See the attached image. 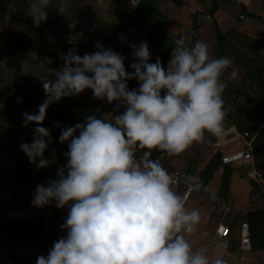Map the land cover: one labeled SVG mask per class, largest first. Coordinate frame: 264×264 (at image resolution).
Returning <instances> with one entry per match:
<instances>
[{
  "label": "clouds",
  "instance_id": "1",
  "mask_svg": "<svg viewBox=\"0 0 264 264\" xmlns=\"http://www.w3.org/2000/svg\"><path fill=\"white\" fill-rule=\"evenodd\" d=\"M65 4L60 0L56 10L63 13ZM49 6L50 0H31L27 13L35 26L46 19ZM130 47L132 71L122 54L99 41L90 53L74 48L60 53L62 66L42 82L45 99L37 111L22 113L23 124L36 123L32 140L21 141L19 148L43 168L56 159L54 149L51 159L44 155L52 136L40 123L50 103L89 88L93 97L123 106L110 117L89 113L82 122L61 127L57 139L67 142L66 162L55 177L36 184L30 203L66 208L59 224L65 233L34 264H226L219 255L210 258L206 247L192 246L188 237L200 221L199 210L186 207L159 159L146 150L137 153L155 148L175 155L204 132L219 136L228 110L221 77L232 58L210 55L206 41L189 44L183 36L175 38L166 66L159 56L150 60L147 41ZM133 77L138 85L129 88ZM183 183L200 186L192 174H185Z\"/></svg>",
  "mask_w": 264,
  "mask_h": 264
},
{
  "label": "trees",
  "instance_id": "2",
  "mask_svg": "<svg viewBox=\"0 0 264 264\" xmlns=\"http://www.w3.org/2000/svg\"><path fill=\"white\" fill-rule=\"evenodd\" d=\"M225 2L224 0H139L133 4L131 0H66L64 11L61 13L56 10L60 0H50L46 19L39 26H35L31 15L27 13L30 6L28 0H0V115H12L13 100L18 95L22 96V113L37 111V105L45 99L42 88L43 79L54 78V72L59 67V58L55 47V43L59 39L56 24L63 17L74 23V25L65 24L64 32L85 39L81 43L67 41L65 43L66 51L69 48H74L80 55L85 52L90 53L95 50L94 42L99 41L122 54L125 57L126 70L132 71L128 67L132 61L128 57L132 50L130 45L138 44L144 34H149V36L156 34L154 37L158 38L159 31L160 42L149 50L150 60L154 62L155 58L159 56L161 64L164 66L170 58L176 37L189 34L192 41L201 40L203 36L201 31L203 30L214 38V55L229 56L227 46L234 44L232 40L234 35L231 37L229 35L235 29H245L251 32L250 28L254 24L238 15L230 25L228 32L221 31L219 26L224 21L218 17L217 12L223 8L222 4ZM107 11H111L112 14H107ZM240 11L241 14H247L260 20L258 24L264 27V0H250L248 5L240 6ZM66 12L67 14H65ZM143 23L153 26V29L148 30L147 33V29L142 30ZM121 36L123 39L120 38ZM246 44H249V40H246ZM259 45H262L264 50V39L259 41ZM259 69L262 71V67ZM248 71L252 73L251 70ZM256 78H264V73ZM137 85L138 80L135 77L128 79L129 88ZM248 97L250 99L255 96L250 92ZM257 102L263 103L259 99ZM117 103L115 100L108 102L106 98L93 97L92 90L86 88L76 95L64 96L60 98L59 102L50 103L46 109L45 118L41 122L46 125L50 122L51 117H54L62 120L65 126L82 122L85 115L89 113L110 117L111 113L118 114L123 110V106L115 107ZM239 103V99L233 100L234 106L239 107ZM248 104L251 106L250 101ZM246 106H243V111L249 110L251 115L246 118H249L248 120H251L252 123L257 122L255 121L256 113ZM20 117L23 119V116ZM232 119V116H229V119L224 117L223 130L232 125ZM234 119L237 120L236 117ZM257 120L255 125H261L264 116L260 115ZM263 127L264 125L262 129ZM248 132L250 134L248 138L254 137L255 146V143L263 137L264 129L256 136V129ZM50 133L52 142L48 145L44 155L51 159L49 149H54L56 152L54 163L63 164L66 162V157L62 155V152L67 150V142L61 144L57 139L58 134L53 130H50ZM32 138L33 133L27 136V141H31ZM216 139L217 136L204 132L199 141H193L181 153L175 155L166 153L163 162L168 165L169 170H177L198 177L200 189L207 191V194L192 191L186 199L187 208L191 209L195 204L206 210L204 213L205 222H203L200 231L203 228L210 229L212 226L216 228L221 222L224 211L219 210L220 203L226 207H251L246 216L251 229L250 244L246 247L241 245L240 217L238 216L241 213L240 208L235 209L237 214L229 225L230 232L223 237L226 244L230 245L231 252L237 255L236 257L230 256L228 262L239 263L238 257L242 253L241 247H243L249 248L246 253L252 256L258 264H264V188L256 176L248 170L249 166L245 162L235 165L222 162L224 154L244 149L246 140L241 137L230 139L224 145L216 147ZM20 140L21 134L18 131L0 128V157L2 151L8 150L18 153L20 159L19 175L15 177L10 175L7 166L2 162L0 174L7 173L10 176L9 178L5 176L4 180L0 181V220L4 222L8 220L5 216L7 211L29 203L32 190L37 183H43L46 176L47 167L37 168L35 164L31 163L30 178L26 179L27 155L19 148ZM261 149L264 148L261 147ZM151 150L153 156L162 152L155 148ZM261 157L264 158L263 150ZM258 161L259 159L255 161L258 165L256 168L262 171V180L264 181V163L261 161L262 164H260ZM173 188L183 195L186 190L185 186ZM258 202H261L262 205L259 206ZM46 205L54 206L53 210L38 217L36 221H33L32 227L34 228H31L30 232L26 228L23 233L16 235L14 241H33L35 244L27 246L37 247L40 251L26 257L18 251L19 247L15 244L16 250L12 254L14 260L5 262L3 255L0 254V264H34L38 254L47 253L48 248L58 236L46 237L44 234L55 233L60 229L59 224L63 222L66 208H57L54 202ZM201 214L200 219L203 221ZM8 230L7 228L0 229V242L13 240ZM195 233L194 231L188 238L193 237Z\"/></svg>",
  "mask_w": 264,
  "mask_h": 264
},
{
  "label": "crops",
  "instance_id": "3",
  "mask_svg": "<svg viewBox=\"0 0 264 264\" xmlns=\"http://www.w3.org/2000/svg\"><path fill=\"white\" fill-rule=\"evenodd\" d=\"M224 1L226 2L222 4L223 8H221L220 11L217 12V15L218 17H220L222 21H224L221 22V25L219 26L221 31L228 32L230 25L232 24L235 17H237L238 15L239 16L242 15L241 14L242 12L240 11V6L248 5L250 0H224ZM259 21L260 20H257L255 18L250 20V22L253 23L255 26V27L252 26V28H250L251 32L245 29H238V30L235 29V31L229 35L230 37L234 35V37H232L234 44L233 45L228 44L227 46L229 57L232 56L233 62L228 69H225V72L221 77V79L225 81V88L222 93V96L224 100V106L228 109L227 112H230V114H232V110L240 111L241 109H244L243 106H246L250 101L251 106H248L249 105L248 104L246 107H250L251 108L250 110H253L256 113L257 117L255 118V121L257 122H258L257 118H259L260 115L264 116V78H256L261 73H264V50H263V46L259 45V41L264 39V27L258 24ZM152 27L153 26L145 25L143 23V29H147L146 30L147 33L149 32L148 30L151 31L153 29ZM201 32H203V36L201 40H204L208 43L210 55L215 56L214 38H212L210 34L204 30ZM246 40H249V44H246ZM150 47L151 46H149L148 48L150 49ZM131 51L129 52L128 57L131 60H133L134 58L130 55ZM261 67H262V71L261 69H259ZM232 70H234L236 73L235 77L230 76V72ZM248 70H251L252 73L249 72ZM250 92L252 95L255 96L254 98L249 99L248 96ZM17 98H19V101L17 100ZM235 99L240 100L239 107L234 106L233 100ZM256 99L257 101L259 99V101H262L263 103L259 104L256 101ZM56 101L59 102L60 99ZM22 104H23L22 96L20 95L16 96L12 104L13 107L12 115L22 116V112H21ZM226 116L227 115L225 114V118H227ZM53 118L54 117H51V120ZM257 122H255L254 125ZM40 123L42 125H45V123L42 122ZM263 125H264V121L259 126L255 125V129H256L255 136L257 133H259L261 130L264 129V127L262 129ZM236 130L239 132H244V131H249L251 129L249 127H244V126L241 127V124H239L235 119H232V125L227 127L225 130H222L221 134L217 136L215 146L218 147L224 145L228 140H230L232 133ZM21 141H27V137L24 139L21 137L20 142ZM262 150L263 149H261L258 140V142L255 143L253 156H254V161H257V159H259L258 162L260 164L264 163V161H262L263 158L261 157ZM19 161L20 159L18 153H14V151L4 150L2 151L0 157V170H2V162H3L7 166L10 175L15 177L19 175V171H20ZM30 166H31V162H29V159L27 157V174H26L27 180L30 178ZM57 167L58 165L55 163L49 164L47 166L45 180L48 177H55ZM5 176L6 178L10 177L7 173L5 174L2 173L0 174V181H3ZM261 186L264 188L263 185ZM193 191L207 194V191L205 189H200V187L199 189ZM2 193H3V188L1 189V195ZM185 193L184 196L185 199H187L190 193L187 195H185ZM30 200L31 199H29L28 204H25L22 207L17 206L14 207L12 210L7 211L5 213V216L8 218L6 222L0 220V229H6V228L9 229L8 231L13 237V240H11V242H9L8 240H3L0 242V254L3 255L4 259L6 260L5 262H10L14 260V258H12V254L16 250L14 247L15 244L19 247L18 251L24 254L26 257L32 256L40 251V249L37 247H31V245L30 247L27 246L29 244H35L33 241L28 240L26 242L24 241L14 242L15 238L17 237L16 235H20L21 233H23L26 228H28L27 231L30 232V230H32L31 228H34L32 227L33 221H36V219L42 216L43 214L51 212L54 208V206H49V205H44L43 207H37L32 205L30 203ZM224 207L226 206L220 203L219 210L224 211V217L221 220V222L226 223L228 225H230L231 221H233L232 219L237 214L236 213L237 210L235 209L243 208L238 206H230L231 209L226 210ZM191 208L198 209L199 213H202L201 217L204 219L203 221H201L200 219V221L196 225V230H195L196 233L193 235V237L189 239L192 246L193 247L204 246L207 248V254L209 255L210 258L219 255L221 258L225 260L226 264H231V262L230 263L228 262L230 256L236 257L237 255L236 253L231 252L230 245L228 246L226 244V242L223 240V237L216 236L215 234L216 228L212 226L210 229L203 228V230L200 231L203 222H205L204 213L206 212V210L197 207L195 204ZM238 216L240 217L239 218V224H240V221L242 219L241 213ZM226 217L228 218L226 219ZM64 233L65 230L59 229L55 233H51V234L46 233L44 234V236L46 237L61 236L64 235ZM218 243L222 244L223 246L217 248L216 245ZM241 249H242V253L238 257L240 261L237 264H258V262L252 256L246 253V251L249 248L241 247ZM232 264H235V262H232Z\"/></svg>",
  "mask_w": 264,
  "mask_h": 264
},
{
  "label": "built area",
  "instance_id": "4",
  "mask_svg": "<svg viewBox=\"0 0 264 264\" xmlns=\"http://www.w3.org/2000/svg\"><path fill=\"white\" fill-rule=\"evenodd\" d=\"M242 18H245L246 20H252L253 18L250 17L247 14H242L241 15ZM65 24H70V25H74V23L70 20H68L66 17H63L61 19L60 22H57V26H58V32H59V39L58 41L55 43V47H56V54L59 58V67L60 68L63 64V60L60 57V53L62 52H66L65 49V43L71 42V43H81L83 42L85 39L83 37L77 36V35H72V34H67L66 32H64L63 28ZM185 38L186 43H191L192 42V38L189 34H185L183 36ZM22 118L20 116H14V115H9V114H2L0 115V128H4L5 130H13V131H18L21 134V137L24 139L26 138L28 135L33 133L34 130V125L36 122H30L28 124H23L22 123ZM54 120H59V119H52L50 120V122L46 125H43L47 128H49L50 130L55 131L58 135L60 132L61 127L64 126V122H62V124L60 126L55 125L53 123ZM61 121V120H60ZM249 132L248 131H244V132H239V131H234L230 137V139H235V138H243L246 140V147L244 149H239V150H234L232 152H228L226 154H224L222 156V162L224 163H229V164H238V163H242L245 162L247 165L251 164L254 162V156H253V151H254V143H253V139L254 137H250L249 136ZM193 143V142H192ZM148 151L149 152V158H153V159H159V162L161 163V165L163 167H165L167 170H169L168 165H166L163 161L164 158L166 156L165 152H160L158 155L153 156L152 150H148V149H142V150H138L139 154L140 152L143 151ZM250 172L256 176V178L259 180V177L262 178V171L260 169H257L255 165H251L249 167ZM170 174H172L173 180L175 181V183L173 184V187H179V186H185L186 187V193L185 195L189 194L191 191L199 189V187H192L189 188L187 187L184 183H183V177L185 175V172H180L177 170H169ZM258 205H262L261 202H258ZM226 210H230V207H224ZM251 207H243L240 208V212H241V216L242 219L240 221V241H241V245L243 247H246L250 244V237H251V229H250V224L249 221L246 219L247 213L250 210ZM230 232V227L228 224L226 223H219L218 226L216 227L215 230V234L218 237H224L226 235H228Z\"/></svg>",
  "mask_w": 264,
  "mask_h": 264
},
{
  "label": "rangeland",
  "instance_id": "5",
  "mask_svg": "<svg viewBox=\"0 0 264 264\" xmlns=\"http://www.w3.org/2000/svg\"><path fill=\"white\" fill-rule=\"evenodd\" d=\"M102 1V0H101ZM139 0H131V3H133V4H136L137 2H138ZM28 2L29 3H31V0H28ZM84 11H87V10H84ZM89 12L91 13V11L89 10ZM109 12H110V14H112V12L111 11H107V14H109ZM65 14H67V12L65 13ZM62 15H64V14H62ZM142 30H143V28H142ZM159 36H157L158 38H156V37H154L156 34H152L151 36H149V35H147V34H144V36H143V38L140 40V41H147V43H148V47L149 46H151L150 47V49L154 46V45H156L158 42H160V31H159ZM162 43V42H161ZM149 49V50H150ZM259 108H261V107H259ZM249 112V110H245V111H243V109H241L240 111H234V110H232V114H230V112H227L226 113V117H227V119H229V116H232L233 117V119L236 117L237 118V122L239 123V124H241V127H249L251 130H255V125H254V123H252V121L251 120H248L247 118H246V116L247 117H250L251 115H250V112ZM240 121H241V123H240ZM243 124V125H242ZM263 137H261V139H260V141H259V145H260V147H262V148H264V133H263V135H262ZM263 157H264V149H263ZM262 161H264V158L262 159ZM247 165V164H246ZM251 165H255L256 167L258 166V165H256V163H255V161L253 162V163H251V164H248V166L250 167ZM247 166V167H248ZM258 168V167H257ZM249 171L251 170V169H248ZM259 182H260V184L261 185H263L264 186V182H263V180H262V178H260L259 177ZM228 217H226V219H227ZM225 219V218H224Z\"/></svg>",
  "mask_w": 264,
  "mask_h": 264
},
{
  "label": "water",
  "instance_id": "6",
  "mask_svg": "<svg viewBox=\"0 0 264 264\" xmlns=\"http://www.w3.org/2000/svg\"><path fill=\"white\" fill-rule=\"evenodd\" d=\"M17 100L19 101V98H17ZM53 123H54L55 125L60 126V125L62 124V121H60V120H54Z\"/></svg>",
  "mask_w": 264,
  "mask_h": 264
}]
</instances>
